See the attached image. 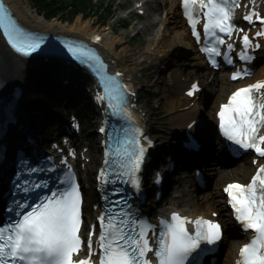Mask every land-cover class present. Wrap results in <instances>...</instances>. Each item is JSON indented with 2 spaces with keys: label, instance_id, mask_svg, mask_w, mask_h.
<instances>
[{
  "label": "snow or ice",
  "instance_id": "snow-or-ice-1",
  "mask_svg": "<svg viewBox=\"0 0 264 264\" xmlns=\"http://www.w3.org/2000/svg\"><path fill=\"white\" fill-rule=\"evenodd\" d=\"M183 4L186 9L189 5L197 4L201 8H207V12L204 13L208 21L204 25L205 32L215 35V30L219 29L222 33L231 34L233 28L230 21L234 15L232 8L235 0H207V2L183 0ZM244 18L252 20V16ZM190 20L195 25L196 21L191 19V16ZM0 26L17 51L27 55L40 47L39 41H34L17 26L2 0H0ZM195 34L199 36L198 32ZM243 40L245 45L250 44L247 35L243 36ZM219 43L222 44L224 41L220 39ZM228 47L231 48L232 45ZM69 51L74 56L79 54L88 57L89 60L98 59L80 48H69ZM205 51L217 50L213 48ZM242 58L246 57L242 56ZM82 62L88 61L82 60ZM91 66L90 64L89 67ZM233 78L237 77L234 75ZM125 87L119 85L114 77H106L107 95L98 96L97 99H107L109 107L114 112L130 116L126 107L128 101ZM196 88L197 85H193L189 95H192ZM261 88H264V82L239 89L231 96L229 103L222 106L219 116L220 128L224 136L245 149L254 148L264 156V147H261L264 145V136L257 135L259 128L264 127V104H258L252 95L254 90ZM100 131L103 132L104 129L101 128ZM139 134V129H135L131 139H125L123 150H116L118 156L126 157L120 167L137 189L139 178L136 173L140 170L144 156V148L139 146L137 139ZM100 175L103 177L104 172L101 171ZM225 191L230 196L236 219L243 222L245 229L255 232L251 242L240 249V259L237 264H264V166L259 168L250 184H230ZM80 205L81 196L78 186L72 184L70 191L59 196L53 193L51 197L45 199V202L24 213L22 219L14 224L0 227V264H93L90 256L87 259L73 260V256L79 252L83 243L78 235L81 225ZM126 215L127 213H121L119 218L100 217L103 231L99 236V247L102 250L99 264H153L147 256L148 253L153 252V248L150 247L145 227L140 225L137 233L132 228L133 222L123 218ZM105 218L108 219L107 225L103 223ZM161 223L165 225V230L161 232L154 252L156 264H188L189 257L193 256L202 244H215L222 236L221 225L203 217L194 221V232L187 227L192 221L179 213H173L170 221Z\"/></svg>",
  "mask_w": 264,
  "mask_h": 264
},
{
  "label": "bare ground",
  "instance_id": "bare-ground-1",
  "mask_svg": "<svg viewBox=\"0 0 264 264\" xmlns=\"http://www.w3.org/2000/svg\"><path fill=\"white\" fill-rule=\"evenodd\" d=\"M12 1V0H9ZM162 1V0H161ZM165 5L162 7L158 3L156 8V13H159L163 16L159 21H156L152 24V28L158 22L160 23V27H163L162 33L157 30L154 38L140 50L130 48V43L126 39L125 36H115L112 35L111 31L113 30L112 27L108 33H104L106 46L109 47L110 50L117 49L116 55L118 57V62L120 68L129 74H137L140 68L146 69L149 60H166L168 55L173 53L177 47H180L181 50H188V52L196 53L192 58L196 61L194 63H187L190 66H193L195 63H199L202 67L203 58L198 54L197 49L194 45H190L186 41L185 36V23L181 19L180 13V3L179 0H163ZM15 11L20 16L21 20L24 23H28L35 27L39 28H46L49 30H53L55 32H64V33H74L77 30L78 33H88L90 27L92 26V22H87L86 24H82L81 20H78V24L74 26H66V24L59 23L57 21H45V19L39 15L36 11L32 10L31 5L27 2V0L17 2L14 4ZM26 13H29L26 15ZM187 52V53H188ZM25 62L22 58L12 54L10 51L4 47L3 42L0 39V81L2 83H9L15 82L17 80L22 79L21 74L23 72V67L25 66ZM264 67H262L263 69ZM181 70H187V73L191 76H200L202 83H204L208 77L204 76L202 72H197L196 70L181 68ZM214 82L218 83V89L215 93L211 92L210 90L207 91L203 98L198 100V104L196 107L200 106V114L203 115L204 120L211 118L213 115V106L216 104L218 105L219 102L222 100V97L230 90L229 86H223L221 80L218 78L213 79ZM223 82V81H222ZM177 86L179 87L180 84L176 82ZM178 94V92H176ZM172 94L166 93L165 103L170 106H174L175 111L172 113L169 122L173 124L172 129L175 130L178 127L184 126L189 120L193 119L194 117L191 115L190 109L186 111H178V108L189 104L190 100L186 97L182 96H175V100L171 98ZM206 100H210L211 103H205ZM206 121V120H205ZM251 167L249 164H240L234 169H224L219 167L218 165L215 166L213 175H211L212 180V189L210 191L211 194H215L217 197L220 191L214 192L213 190H217V186L222 183L223 181H230L232 177H236L235 179H244L248 177L250 174ZM214 197V198H215ZM178 207L183 208L185 211L189 210L190 213H201L204 212L206 215H209L211 209H218L220 210L219 203L217 199L208 200L205 197H199L198 199H194L193 193H187L182 197V199L173 200ZM230 235H226L225 245L226 248V255H228V250L231 248L230 242ZM238 242L236 246L239 245ZM235 246V247H236Z\"/></svg>",
  "mask_w": 264,
  "mask_h": 264
},
{
  "label": "rangeland",
  "instance_id": "rangeland-1",
  "mask_svg": "<svg viewBox=\"0 0 264 264\" xmlns=\"http://www.w3.org/2000/svg\"><path fill=\"white\" fill-rule=\"evenodd\" d=\"M105 2L109 3V2H114L115 4V7H114V13H115V16L113 17V19H111V23L114 25L115 28L119 29L120 30V34H126L127 36V39H129V37L132 35L131 34V29L129 30H123L121 28V24L120 22H116L117 18L119 17V14L120 12H118V7H119V4L120 3H125L124 0H104ZM163 4V3H162ZM149 15H150V19L147 20L146 22H150V21H154V20H160L161 19V15L158 13L155 12V5L154 6H150V9H149ZM163 18V17H162ZM78 20H81V17L78 16L74 21H72V24L73 26L78 24V26L80 25V23H78ZM53 21H57L58 24L60 23L59 20L56 19H53ZM87 22H95V19H82L81 23L82 24H86ZM160 27V24H156L153 29H150L149 31H147L145 29V22H143L142 24H140L139 26H137V29L139 30L140 34H141V37L137 38L136 39V42H134L132 44V47L139 50V49H142L143 45H145V42H148L149 40L153 39L154 35L157 33L156 31L159 30L158 28ZM147 31V33H146ZM138 76H141L142 79L145 80L146 78V73L144 72H140L138 74ZM164 77H161V80L163 81ZM170 81V80H169ZM164 90V86L161 87V91ZM172 106L168 105V104H163L162 106V109H161V112H160V115L159 116H154V115H151V122L153 124V126L155 127L156 130L159 131V129L161 130H165V128H163L162 126H160L159 124H164V123H168V120H169V113L172 111L171 110ZM155 121H158V123H155ZM236 177H232L230 180L234 179ZM225 182V181H223ZM222 182V184H223ZM221 184V182H220ZM212 185V183H211ZM212 188H210L211 190ZM217 190H220V185H218V188ZM216 191V190H215ZM209 192V191H208ZM210 193H201L200 196H207L209 195ZM214 199V198H213ZM211 199V200H213ZM217 199V201H219V204L221 205L220 203V199L218 200V197L215 198ZM210 200V201H211Z\"/></svg>",
  "mask_w": 264,
  "mask_h": 264
},
{
  "label": "trees",
  "instance_id": "trees-1",
  "mask_svg": "<svg viewBox=\"0 0 264 264\" xmlns=\"http://www.w3.org/2000/svg\"><path fill=\"white\" fill-rule=\"evenodd\" d=\"M42 4L46 10L48 16H53L58 13H65L66 11H70L73 15L78 14L80 11L85 12L86 14H92L93 10H90V5H88L85 0H75V2L71 3V9L68 7V3L64 6H59L57 3L51 5H47L45 1L42 0Z\"/></svg>",
  "mask_w": 264,
  "mask_h": 264
}]
</instances>
